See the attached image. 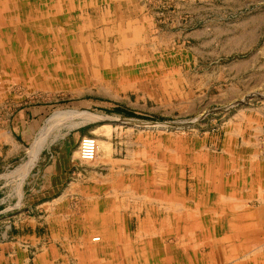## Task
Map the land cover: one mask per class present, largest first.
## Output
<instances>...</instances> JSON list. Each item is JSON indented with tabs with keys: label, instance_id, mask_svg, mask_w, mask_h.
Here are the masks:
<instances>
[{
	"label": "rangeland",
	"instance_id": "374dc122",
	"mask_svg": "<svg viewBox=\"0 0 264 264\" xmlns=\"http://www.w3.org/2000/svg\"><path fill=\"white\" fill-rule=\"evenodd\" d=\"M0 73L8 264H225L242 247L228 264H264V0H0ZM64 142L53 195L39 168ZM235 207L260 226L246 246L217 228Z\"/></svg>",
	"mask_w": 264,
	"mask_h": 264
},
{
	"label": "crops",
	"instance_id": "0c3cea01",
	"mask_svg": "<svg viewBox=\"0 0 264 264\" xmlns=\"http://www.w3.org/2000/svg\"><path fill=\"white\" fill-rule=\"evenodd\" d=\"M66 148H67V145L65 144V142L60 144L57 147V149L55 150V153L54 152L51 153V157H52L51 161L49 163H43L41 165V167L39 168L38 178L43 182L42 184L45 183L44 185H46V188L48 187V190L52 191L53 195H56V191H59L61 189V187L63 186V183L67 180V178L71 174L70 171L74 170L73 169L74 161L72 159V156H69V157L67 156L68 151ZM44 161H45V159H44ZM214 178L216 179V182H217V184L214 187V191H218V190H220L219 184L221 185V183L219 180L217 181V178H218L217 176H214ZM227 182H228V180L225 181V183H227ZM247 182H248V179H247ZM236 189L233 187L234 191ZM253 191H251V192H253ZM48 194L50 195L51 193H48ZM43 195H45V194H43ZM262 201L264 202V197H262ZM235 206H237V204ZM212 210L214 212L217 209L214 208ZM238 210L234 209V212H233V209L229 210V212L227 211V217L225 218L227 220H226L225 224L220 225L217 228H222V229H224V231H227V233L229 235L225 236V238L227 239V241H231V239H232V242L229 245H234V246L237 245L236 241L240 240V238L238 237L239 236L238 231L244 230L245 232H248V236L246 237V239L243 238V241L242 242L239 241L240 244H238V245H242V246L245 245L246 246V245H249L252 240H254V238L256 237V235L258 233V229H260V226L258 224H254L253 227H250L248 225V223H246L244 221V214L246 215V213H248L247 208H244V209L239 208ZM234 214H236V215L240 214V215L236 216L235 220L233 221V215ZM101 220H103V218ZM193 226L195 227V224H193ZM199 227H200V225H197L195 228H199ZM103 228H104L103 232L104 231L106 232L107 231L106 228L105 227H103ZM227 233L225 232V234H227ZM96 236H100L101 237L100 240L102 239V235H96ZM93 237H95V236H93ZM93 237H92V240H93ZM120 239L121 238H116V240H120ZM128 240L130 242L131 239L128 238ZM121 241H122V239H121ZM151 243H152V241H151ZM152 245H155V244L152 243ZM7 248H8V242H3L2 240H0V264H8V259H7V255H6L8 252ZM96 249H99V247L96 246ZM246 249H247V247H242L241 250H239L238 252H236L234 254L235 256L227 257V259H225V260H227V262H225V264H228V262H234L233 260L239 259V258L242 260L245 253H247ZM152 251L154 252V250H152ZM184 251L185 250H183V254H181V257L190 258V259L195 258V257L199 258V256L197 254L196 255L189 254L188 256H186L184 254ZM146 252H147V256H149L150 255L149 254L150 249L146 250ZM17 253H19V249L17 250ZM160 255L161 254L159 253V256ZM37 256H38V258L36 257L35 264L46 263L45 262V255L43 254V252H41ZM159 256H152V257L149 256L150 257L149 261H150V259L153 260V257H159ZM176 257L173 259L172 257L167 256V257H165V259H163V261L165 263L166 262H172L175 259H177ZM152 260H151V262H152ZM128 261L133 262L131 257H129ZM256 262H258V261H256Z\"/></svg>",
	"mask_w": 264,
	"mask_h": 264
},
{
	"label": "built area",
	"instance_id": "2783aa9c",
	"mask_svg": "<svg viewBox=\"0 0 264 264\" xmlns=\"http://www.w3.org/2000/svg\"><path fill=\"white\" fill-rule=\"evenodd\" d=\"M3 83V77L0 73V86ZM99 154V144L94 137H83L80 147H79V159L82 161H92L98 157ZM95 240H100L99 237Z\"/></svg>",
	"mask_w": 264,
	"mask_h": 264
},
{
	"label": "bare ground",
	"instance_id": "6f19581e",
	"mask_svg": "<svg viewBox=\"0 0 264 264\" xmlns=\"http://www.w3.org/2000/svg\"><path fill=\"white\" fill-rule=\"evenodd\" d=\"M82 112H84V111H82ZM86 113L89 114V115L94 116L95 118H96V117H97V118L99 117V114L97 115V114H95V113H91V112H87V111H86ZM97 118H96V119H97ZM96 119H94V120H96ZM154 200H155V199H154ZM235 208H238V207H235ZM214 215H216V214H214ZM97 238H98V237H95V239H97ZM173 238H174V237H173ZM95 239H94V241H97V240H95ZM99 239H100V237H99ZM177 239H178V238H177ZM183 242H184V241H183ZM194 247H195V246H194ZM241 255H242V254H241ZM247 255H248V254H247ZM247 255H246V256H247ZM244 256H245V255H244ZM237 257H238V256H237ZM234 258H235V257H234ZM239 259H240V258H239ZM250 259H251V258H250ZM250 259H249V260H250ZM233 261H234V260H233ZM228 263H229V262H228Z\"/></svg>",
	"mask_w": 264,
	"mask_h": 264
}]
</instances>
